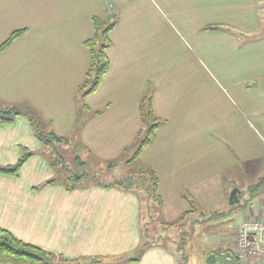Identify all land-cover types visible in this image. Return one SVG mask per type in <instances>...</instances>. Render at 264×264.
<instances>
[{
    "label": "crops",
    "instance_id": "1",
    "mask_svg": "<svg viewBox=\"0 0 264 264\" xmlns=\"http://www.w3.org/2000/svg\"><path fill=\"white\" fill-rule=\"evenodd\" d=\"M154 1L190 41V58L179 57L183 76L178 80L166 79L165 33L152 45L149 29L135 31L134 24L144 27L151 21L149 12H137L135 0H0V44L23 30L0 53V104H30L57 136L78 132L85 147L109 161L134 148L142 128L141 100L151 96L154 115L163 123L138 159L159 180L163 209L158 224L178 225L191 210L185 194L210 214L230 205L236 182L248 190L263 174L264 0ZM95 16L116 22L106 52L110 67L96 92L83 98L78 88L89 66L83 42L93 36ZM208 25L220 28L205 29ZM151 57L157 62L153 71ZM161 84L172 94L159 92ZM21 148L33 155L18 176L0 175L1 228L69 260L114 261L110 256L137 248L135 194L95 183L69 192L43 185L54 171L24 117L0 129V166L16 164ZM240 207L242 221H264V189L244 197ZM179 258L156 244L136 264H178Z\"/></svg>",
    "mask_w": 264,
    "mask_h": 264
},
{
    "label": "trees",
    "instance_id": "2",
    "mask_svg": "<svg viewBox=\"0 0 264 264\" xmlns=\"http://www.w3.org/2000/svg\"><path fill=\"white\" fill-rule=\"evenodd\" d=\"M116 25L115 20L102 23L101 19L97 16L93 17V36L89 39L84 40L83 45L89 52V66L85 73V78L82 84H80L78 91L81 96L87 97L96 92L99 85L101 84L104 76L109 70L110 62L106 55L107 50L111 46V41L109 38L110 32L114 29ZM220 26L208 25L205 29H219ZM23 30H17L10 34V36L0 44V53L6 50L16 38H18ZM141 111V132L138 134L140 140L135 149L134 155L131 160H136L142 153V151L155 140V134L158 127L163 123V121L156 117L153 112L151 104V96H146L141 100L140 104ZM24 117L28 120L29 125L34 133V136L40 141L42 145V150L39 152L41 155L48 160L50 167L54 171V176L46 181L43 185L51 186H62L67 192L72 191L77 188H82L87 185L82 183V180L86 177L85 173L77 174L70 170H65L64 174L61 176L59 173V160L53 157L51 160L50 155H55L58 152L56 147L60 144L66 145L67 139L65 137L57 136L49 128V122H46L38 111L27 103L23 105H7L0 108V129L11 126L16 118ZM80 152H87V157L90 156V150L84 145L79 147ZM22 154L18 159L17 163L11 166H0V175L7 177H17L21 167L28 161V159L33 155L25 148H21ZM81 153L77 155L78 160H74L78 165L83 167L86 163L80 161ZM55 159V160H54ZM79 167V166H78ZM103 187H115L124 191L131 192L136 195L140 204V232L141 241L137 248L133 251L132 256L125 259L120 258L114 261H105L104 258H85L80 257L76 259H65L61 255H57L53 252L43 250L36 247L30 243L24 242L16 238L10 231L0 227V263L1 264H136L138 263L144 253L156 246V242L153 243L148 239L147 226L152 224V215L156 214L159 217L162 213L163 202L158 193L159 180L157 175L150 168L141 169L138 174L130 175L123 181H116L115 183H95ZM264 189V171L257 180L248 186L251 197L258 195L261 190ZM241 194V192L239 193ZM184 197L189 202L191 210L186 214L182 215L179 222L185 223L186 218L190 213L198 212L201 221H206L210 218L220 217L224 213L222 212H212L210 214L204 213L195 207L193 200L188 194ZM240 195H238V198ZM238 205L233 204V206ZM144 218L148 219L146 223ZM196 223V221H194ZM183 224H165L162 227L165 228H178ZM180 261V260H179ZM179 263V262H178ZM204 264H242V261L236 256L235 249L230 247H217L215 249L209 250L205 253Z\"/></svg>",
    "mask_w": 264,
    "mask_h": 264
},
{
    "label": "rangeland",
    "instance_id": "3",
    "mask_svg": "<svg viewBox=\"0 0 264 264\" xmlns=\"http://www.w3.org/2000/svg\"><path fill=\"white\" fill-rule=\"evenodd\" d=\"M182 6L190 7V4L183 3ZM135 7L138 10L137 12H140L141 15L144 14L146 16L148 12L151 15V21H149L148 23L149 26L147 25L146 21H144V27L142 25L139 27L138 24H134L135 31H137V33L142 31L143 29H145L146 31L149 29L150 35H152V45L158 44V38L162 37L164 35L163 33H165L167 57L166 79L178 80L179 77L183 76L181 75V71L183 68L179 66L181 64V62L179 61L183 60L179 59L180 55L183 54L184 57L187 55L186 57L190 58V53L187 52L186 48L190 46V41L185 36L183 30L179 27V22L175 21V19L170 20L169 17H167L165 20L163 16H165V13H167L164 10L166 8H163V6H161L162 8L160 9L157 1L135 0ZM166 7L170 9L169 6ZM161 12L163 15L161 14ZM101 22L106 23L109 21L101 20ZM129 24L130 22L126 23V26L129 27ZM153 35L155 37H153ZM154 62L155 61L153 57H151L152 71ZM164 87L166 86L161 84L158 88L160 90L159 92L164 93V95L167 93L172 94V91L169 87H166L168 90ZM12 105L18 106L23 105V103ZM1 107L2 106L0 104V108ZM65 138L67 139V144H60V146L56 147V151L58 153L55 155H50L51 160H53V157H57L56 160H59L58 170L61 176L66 174L64 171L67 169L77 174L85 173L86 177L82 180V183L85 185L93 183H115L116 181H123L130 175L138 174L141 169L149 168L148 166L140 163L139 159L131 160V162L128 163V160H130L134 155L140 137L136 139L133 149L124 148L120 156L109 161H103L102 159H99V157L97 158V156L94 155L92 151H90L91 157H87V152L81 153L82 151L80 152L79 147L83 145V142L78 137V132L70 133ZM79 153H81L82 158L80 161L84 162V160L86 159V163L83 167H81V165H78L74 161L78 160L77 155ZM236 183L238 187L233 188H237L242 192V197L238 202L239 204L237 203V208L233 205H226L224 209H219L218 211H224L222 212L224 213L223 215L201 222L199 220H201L202 218L198 214H195L193 217H190V219L180 228L179 226L178 228H165L160 226L158 224L160 218L157 217L156 214H153L151 226L146 225L148 235L150 236L148 240L152 243L155 241L156 244H161L167 247L171 252L176 251L177 255L180 257L179 259H181L180 261H178V264H204L205 253L209 250L218 247V245L222 247H234L236 239V228L233 230L232 228L241 223L242 215L240 213V206L243 203L244 197L250 194L249 190H247L243 182ZM233 188L230 189L229 193ZM230 208H232L233 210H230L229 212L228 210ZM234 209L236 212L231 213L232 211H234ZM252 218L253 217H246V219ZM144 220L146 223L148 222L147 218H144ZM194 221H197V223H194ZM134 250L125 252L118 256L110 257L114 260L120 258L125 259L132 256ZM84 257L89 259L92 258L90 256Z\"/></svg>",
    "mask_w": 264,
    "mask_h": 264
},
{
    "label": "built area",
    "instance_id": "4",
    "mask_svg": "<svg viewBox=\"0 0 264 264\" xmlns=\"http://www.w3.org/2000/svg\"><path fill=\"white\" fill-rule=\"evenodd\" d=\"M235 254L241 260L264 261V221L244 219L236 228Z\"/></svg>",
    "mask_w": 264,
    "mask_h": 264
},
{
    "label": "water",
    "instance_id": "5",
    "mask_svg": "<svg viewBox=\"0 0 264 264\" xmlns=\"http://www.w3.org/2000/svg\"><path fill=\"white\" fill-rule=\"evenodd\" d=\"M238 193H239V190L237 188H233L231 190V192L229 193V198H228V202L230 205H233L234 203H237L238 202Z\"/></svg>",
    "mask_w": 264,
    "mask_h": 264
}]
</instances>
